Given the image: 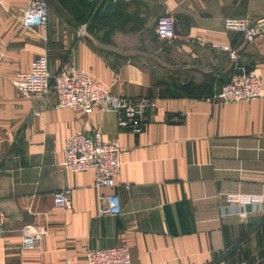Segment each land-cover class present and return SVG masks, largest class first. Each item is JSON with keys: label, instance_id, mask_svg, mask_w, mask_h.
I'll return each instance as SVG.
<instances>
[{"label": "crops", "instance_id": "1", "mask_svg": "<svg viewBox=\"0 0 264 264\" xmlns=\"http://www.w3.org/2000/svg\"><path fill=\"white\" fill-rule=\"evenodd\" d=\"M48 2L49 23L30 30L27 0H0V264H84L88 249L114 246L128 247L132 264H264V202H225L264 197V31L248 42L222 26L225 17H264V0H115L99 20L87 19L86 1ZM162 14L175 18L171 41L155 33ZM43 54L53 72L72 62L113 95L153 100L145 129H120L110 111L55 110L53 95L21 97L13 76ZM235 65L262 78L263 96L213 102ZM78 131L120 141L115 188L61 166ZM56 191L68 194V209L54 207ZM111 193L121 214L100 216L99 198ZM29 224L47 235L23 248Z\"/></svg>", "mask_w": 264, "mask_h": 264}, {"label": "built area", "instance_id": "2", "mask_svg": "<svg viewBox=\"0 0 264 264\" xmlns=\"http://www.w3.org/2000/svg\"><path fill=\"white\" fill-rule=\"evenodd\" d=\"M106 0H96L95 7H103ZM115 1V0H113ZM132 1V0H125ZM50 20V7L46 0H27L23 9L22 27L26 29L45 28ZM225 31L241 34L248 42L255 40L264 31V17L250 20L225 17L222 19ZM86 25L79 30L83 35ZM155 33L159 39L171 41L176 37L175 18L170 14L160 15L155 24ZM233 60L236 54L228 47ZM12 83L23 98L43 100L53 95L55 110L80 109L89 115L95 109L110 111L116 117L117 126L130 133H141L146 127L147 115L155 109V102L147 98L113 95L101 82L94 79L72 62L64 63L57 71H51L46 54L37 56L28 70L17 72ZM263 96V80L254 71L235 65L220 91L212 98L218 104L235 103L259 99ZM38 115L39 113H35ZM182 115L169 117L171 122H179ZM122 146L118 139L106 140L99 132L89 136L83 132L71 135L63 147L61 166L72 173L92 172L96 188L113 189L120 174ZM227 205L240 209L252 206L255 210L264 202L261 195L227 194ZM55 208L68 209L70 199L65 191L53 194ZM100 216H118L121 203L116 193L102 195L99 198ZM47 235V229L38 225H25L21 230V246L37 247ZM66 264H70L67 261ZM84 264H132L130 250L126 246L88 249Z\"/></svg>", "mask_w": 264, "mask_h": 264}, {"label": "water", "instance_id": "3", "mask_svg": "<svg viewBox=\"0 0 264 264\" xmlns=\"http://www.w3.org/2000/svg\"><path fill=\"white\" fill-rule=\"evenodd\" d=\"M87 3L94 4L96 0H85ZM117 8L116 3L113 0H106L103 7L99 11L101 18L109 17L112 15Z\"/></svg>", "mask_w": 264, "mask_h": 264}, {"label": "trees", "instance_id": "4", "mask_svg": "<svg viewBox=\"0 0 264 264\" xmlns=\"http://www.w3.org/2000/svg\"><path fill=\"white\" fill-rule=\"evenodd\" d=\"M83 1L85 2V0H83ZM86 5H89V7L91 8L90 11L88 12V17H87L88 20H99V19H101V17L99 16V11L102 7L99 9H96L95 3L94 4H86ZM92 15H96L97 19H92Z\"/></svg>", "mask_w": 264, "mask_h": 264}, {"label": "rangeland", "instance_id": "5", "mask_svg": "<svg viewBox=\"0 0 264 264\" xmlns=\"http://www.w3.org/2000/svg\"><path fill=\"white\" fill-rule=\"evenodd\" d=\"M47 2H48V0H47ZM49 3V2H48ZM49 5H50V7H51V4L49 3ZM54 5V4H53ZM55 6V5H54ZM92 19H97V16L96 15H92ZM99 31H97V33L99 34V35H102L103 34V32H101V30L100 29H98ZM103 30V29H102Z\"/></svg>", "mask_w": 264, "mask_h": 264}]
</instances>
